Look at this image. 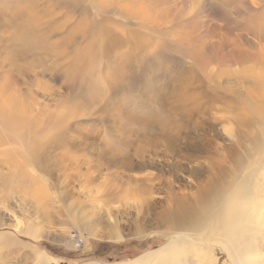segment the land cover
Here are the masks:
<instances>
[{"label":"rangeland","instance_id":"obj_1","mask_svg":"<svg viewBox=\"0 0 264 264\" xmlns=\"http://www.w3.org/2000/svg\"><path fill=\"white\" fill-rule=\"evenodd\" d=\"M28 27L49 50L20 60L13 50ZM107 28L120 39L130 33V44L108 53ZM188 68L191 92L215 89L243 116L258 110L264 138V0H0V264H41L39 255L49 264H131L184 237L151 229L140 210L145 199L167 196L159 179L171 163L149 151L147 164L114 187L108 180L121 170L99 153L137 141L129 131L145 129L131 117L160 114L158 95L179 89L172 80L190 76ZM204 110L183 146L230 148L239 139L234 113L226 103ZM66 131L76 137L70 147ZM129 176L153 192L143 200L129 195ZM187 176L168 179L175 188L193 185ZM256 232L264 243V227Z\"/></svg>","mask_w":264,"mask_h":264},{"label":"bare ground","instance_id":"obj_2","mask_svg":"<svg viewBox=\"0 0 264 264\" xmlns=\"http://www.w3.org/2000/svg\"><path fill=\"white\" fill-rule=\"evenodd\" d=\"M35 29L28 27L21 30V39L20 35L17 36L19 45L14 48L13 54L18 59H24L40 49L49 50L46 45L39 43L43 38L35 34ZM104 33L108 34L107 39L110 43L108 53L110 54L118 47L130 44V33L124 39H120L114 34L116 32L112 33L108 28ZM131 48L134 51L139 49L137 44H131ZM188 69L191 72L190 76L180 75L176 81L172 78L173 86L181 85L179 89H173L167 93L161 92L158 95L160 114L151 113L149 118L143 119L135 115L131 117V123H136L145 129L142 134L129 131V134L136 133L134 136L138 137L137 141L122 140V144L119 145L123 146L124 152L117 153L104 149L99 153V160L121 170V173L118 171L112 174L111 180H108L110 183L123 181L122 175L128 171L142 169L147 164L145 155L149 151L157 156L161 154L168 163H171L169 169L164 168L160 171L159 179L165 189H168L167 196L162 200L145 199L141 203L140 210H143L146 219H149L151 229H172L174 233L182 234L184 237L170 242L166 248L147 254L131 264L228 263L224 260L226 255L217 249L216 244L224 246L222 249H226L227 256L233 264H264V243L262 238L254 237L255 232L257 231L256 233L260 235L264 227V142H262L264 138H262V129L259 128L261 125L253 116H257L259 111L252 110L248 114L249 117L241 115L242 112L234 113L233 110L237 105L232 106L227 95H222L215 89L216 94L211 96L205 90L199 92L200 89H197L198 92L196 90L191 92L190 81L192 82L195 74L192 69ZM130 80L128 87L137 84V79L134 77ZM208 102L212 105L226 103L227 108L234 113V121H231L237 126L239 139L230 144V148L214 147L208 141V144L202 143L201 146L193 142L191 144L189 141L190 145L183 146L186 141L184 133L189 129L190 121L195 117L197 120L198 117L206 116L204 109ZM190 104L193 106L190 107ZM241 127H246L248 130L244 136L240 131ZM154 130H158L159 133L154 135ZM70 131L75 132L77 136H85L86 141L95 138L93 133L83 135L82 131L78 130V132L72 128ZM114 132L118 136L122 135L118 129ZM71 133L69 131L62 133L66 135L68 147L75 143V136ZM202 155L206 160L201 164L199 159ZM140 160L144 161L140 162ZM179 172L192 178L193 185L184 181V184L175 188L168 177L176 176ZM127 178L134 185H138L128 187L129 195L143 200L142 195L154 190L153 185L141 184H146L145 180L144 183L134 176ZM39 256H41V264H49L48 258Z\"/></svg>","mask_w":264,"mask_h":264}]
</instances>
